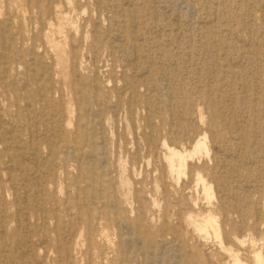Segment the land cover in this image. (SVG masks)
<instances>
[{
	"label": "rangeland",
	"instance_id": "374dc122",
	"mask_svg": "<svg viewBox=\"0 0 264 264\" xmlns=\"http://www.w3.org/2000/svg\"><path fill=\"white\" fill-rule=\"evenodd\" d=\"M257 253L264 0H0V264Z\"/></svg>",
	"mask_w": 264,
	"mask_h": 264
},
{
	"label": "bare ground",
	"instance_id": "6f19581e",
	"mask_svg": "<svg viewBox=\"0 0 264 264\" xmlns=\"http://www.w3.org/2000/svg\"><path fill=\"white\" fill-rule=\"evenodd\" d=\"M135 47V46H134ZM135 59V58H134ZM177 154V153H176ZM180 155V157L182 158L181 154H178ZM12 167V166H11ZM15 168V167H14ZM19 168V167H18ZM17 169V168H16ZM232 168H230L231 170ZM235 172V171H234ZM211 226V225H210ZM31 228V227H30ZM30 230V229H29ZM206 230V229H205ZM31 237V236H30ZM8 241V239H6ZM18 249V248H17ZM16 249V250H17ZM256 261H257V264H264V256L261 254V253H257L256 254Z\"/></svg>",
	"mask_w": 264,
	"mask_h": 264
}]
</instances>
